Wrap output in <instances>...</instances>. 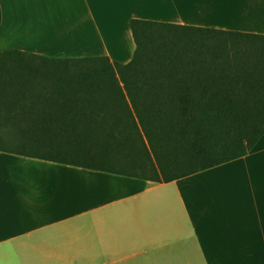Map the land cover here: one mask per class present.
Masks as SVG:
<instances>
[{
	"label": "crops",
	"instance_id": "0c3cea01",
	"mask_svg": "<svg viewBox=\"0 0 264 264\" xmlns=\"http://www.w3.org/2000/svg\"><path fill=\"white\" fill-rule=\"evenodd\" d=\"M133 20L264 36V0H0V55L125 65ZM0 264H264V135L170 183L0 152Z\"/></svg>",
	"mask_w": 264,
	"mask_h": 264
},
{
	"label": "trees",
	"instance_id": "16d2710c",
	"mask_svg": "<svg viewBox=\"0 0 264 264\" xmlns=\"http://www.w3.org/2000/svg\"><path fill=\"white\" fill-rule=\"evenodd\" d=\"M128 64L0 55V152L170 183L264 135V36L133 20Z\"/></svg>",
	"mask_w": 264,
	"mask_h": 264
},
{
	"label": "rangeland",
	"instance_id": "374dc122",
	"mask_svg": "<svg viewBox=\"0 0 264 264\" xmlns=\"http://www.w3.org/2000/svg\"><path fill=\"white\" fill-rule=\"evenodd\" d=\"M120 30H121V39L119 41L120 45H122L123 49H124V54L123 55H115L116 58H118V60L120 61H124V60H127L128 56L131 54V51H132V47L131 45H129L131 43V40H128L126 38V32L129 31V28L127 27V25H120ZM115 43V44H118L117 40H112L110 41V43L112 44ZM128 54V55H127ZM188 184H192V180L190 182H188ZM183 186H185V188L188 189V187H186L185 184H183ZM167 195L171 198H175L176 196V189L173 188V187H170L168 189V192H167ZM170 208H174V207H178L176 201H172L170 204H169ZM170 223H172L173 225H176L177 224V219L175 216H172V218L170 219Z\"/></svg>",
	"mask_w": 264,
	"mask_h": 264
}]
</instances>
